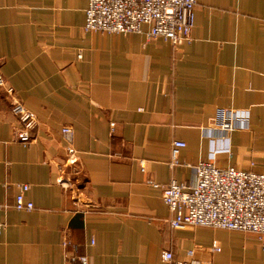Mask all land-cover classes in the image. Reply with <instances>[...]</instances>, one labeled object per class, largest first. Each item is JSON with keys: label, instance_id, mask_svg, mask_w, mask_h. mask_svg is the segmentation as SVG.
<instances>
[{"label": "crops", "instance_id": "obj_1", "mask_svg": "<svg viewBox=\"0 0 264 264\" xmlns=\"http://www.w3.org/2000/svg\"><path fill=\"white\" fill-rule=\"evenodd\" d=\"M87 3L0 0V76L13 91L0 90V264H165L164 250L264 264L252 233L170 228L150 184L192 186L206 160L264 174V0H196L191 41L177 46L146 26L85 32ZM12 96L36 116L29 145L14 139ZM220 110L247 122L221 137ZM173 140L185 146L171 168ZM21 184L32 210L14 208Z\"/></svg>", "mask_w": 264, "mask_h": 264}, {"label": "built area", "instance_id": "obj_2", "mask_svg": "<svg viewBox=\"0 0 264 264\" xmlns=\"http://www.w3.org/2000/svg\"><path fill=\"white\" fill-rule=\"evenodd\" d=\"M195 5L196 0H88L83 30L127 34L141 33L146 26L148 38H160L177 46L191 41ZM0 90L13 95L1 76ZM10 111L18 122L13 131L14 139L22 145H29L33 140L31 131L36 123L35 114L13 96ZM240 112H217L214 117L215 131L225 137L237 125H244L247 113ZM61 135L68 159L75 162L72 128L63 126ZM184 146L185 143L180 140L171 142L169 167L180 164L179 151ZM194 168L196 181L192 186L174 178L166 183L150 182L153 188L160 190L162 201L170 212L169 227H208L252 233L261 241L264 251V174L233 166L220 168L212 160L200 161ZM141 170L144 171L143 165ZM18 188L14 208L19 211L32 210L33 203L24 198L28 186L21 184ZM3 226L0 221V234ZM212 249L219 250L215 244ZM192 256V250L186 253L184 259L175 258L170 250L160 254L165 264H207ZM78 261L88 264L85 256H79Z\"/></svg>", "mask_w": 264, "mask_h": 264}, {"label": "rangeland", "instance_id": "obj_3", "mask_svg": "<svg viewBox=\"0 0 264 264\" xmlns=\"http://www.w3.org/2000/svg\"><path fill=\"white\" fill-rule=\"evenodd\" d=\"M6 93V92H5ZM8 94V93H7ZM8 95H10V94H8ZM20 102V101H19ZM21 103V102H20ZM22 104V103H21ZM23 105V104H22ZM24 106V105H23ZM25 107V106H24Z\"/></svg>", "mask_w": 264, "mask_h": 264}]
</instances>
